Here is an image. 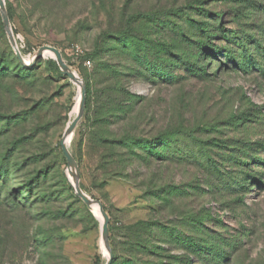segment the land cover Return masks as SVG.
<instances>
[{"label": "rangeland", "instance_id": "374dc122", "mask_svg": "<svg viewBox=\"0 0 264 264\" xmlns=\"http://www.w3.org/2000/svg\"><path fill=\"white\" fill-rule=\"evenodd\" d=\"M4 2L6 11L12 9L9 21L24 63L0 16V264H107L109 259V264L137 259L147 264H212L200 252L187 250L185 240L202 245L225 241L228 244L216 242L224 251L221 264H264V0ZM175 11L178 17L171 15ZM146 13H162L167 20H144L140 14ZM130 16L131 35L148 54L144 66L111 38L125 30ZM169 21L182 29L183 37L165 31ZM220 25L226 35L243 39L244 47L220 36ZM151 44L167 46L171 54H159L153 65V53L146 50ZM96 45L99 51L94 52ZM42 46L58 49L84 85L82 117L67 147L77 164L81 190L99 201L109 218L108 251L101 240L102 222L79 198L80 203L71 198L63 183L65 178L71 186L59 142L78 113L80 91L59 68L60 77L48 73L51 55L33 62ZM223 46L235 64L226 59ZM179 58L205 69L203 77L183 68ZM240 63L246 71L234 66ZM170 64L175 66L168 71L164 65ZM22 67L29 68L28 74L20 72ZM166 71L175 84H166ZM112 86L123 89L124 99L138 102L130 119L140 134L155 137L183 127L196 130L193 138L171 134L175 152L169 157H176L170 161L151 158L149 164L138 161L124 168L109 157V164H102L96 119L104 114L106 97L101 92ZM123 125L108 129L119 133ZM197 141L217 153L218 163L247 143L255 150L238 159L248 163L242 168L261 183L247 181V189L239 193L219 189L201 165L205 162ZM228 167L232 173L239 171L238 166ZM38 172H49L41 190H22ZM41 191L45 200L39 198ZM59 211L65 217L58 216ZM141 223L150 230L139 232ZM40 233L54 237L40 243ZM136 237L148 244L147 253L133 245Z\"/></svg>", "mask_w": 264, "mask_h": 264}, {"label": "trees", "instance_id": "16d2710c", "mask_svg": "<svg viewBox=\"0 0 264 264\" xmlns=\"http://www.w3.org/2000/svg\"><path fill=\"white\" fill-rule=\"evenodd\" d=\"M199 4L202 3V1H198ZM7 12L9 15V19L13 18L12 14V9L7 8ZM172 16L178 17L179 16V11L172 12ZM164 16V17H163ZM140 17L143 18L144 20H159L164 18L167 20V16L163 15L162 13H146V14H140ZM166 17V18H165ZM220 18V17H217ZM20 22L22 26H24V21L20 17ZM133 22V17L130 16L127 18L126 21V28L124 31L115 33L111 38L116 41V43H119L123 45L126 49L125 55L129 57L133 62L136 64H139L141 66H144L145 64H148L149 58L148 54L144 53L145 49H142L140 47V43L138 41L134 40V37L131 35V23ZM168 25L165 28V31L168 33H171L174 35V37H183L182 29H180L174 21H169L167 23ZM194 26V25H193ZM194 28H196L194 26ZM201 29V28H200ZM220 30V36L224 37L226 41H231L233 42L234 46H237L239 48L244 47V40L240 39L236 35H226L223 29V25H220L219 28ZM197 46V50H201V44L194 43ZM224 47V54L226 56L227 60L231 61V64H235L233 59L230 58V51L228 49V46H223ZM146 50L152 51V63L153 65L158 63V57L159 54H171L170 49L167 46L160 47L158 49L157 45L151 44L149 47L146 48ZM99 51V46L96 45L94 48V52ZM213 53V52H212ZM245 53V51H244ZM147 55V56H146ZM178 62H180V65L183 66V68H186L191 74H194L195 77L197 78H202L203 75L205 74V69L197 67L195 64H189L186 59L179 58ZM152 63H149L152 64ZM228 64H226L227 67ZM165 66V67H164ZM163 67L166 68L168 71L171 70L170 66H175L174 64L170 65H164ZM236 67H239L243 71H246L248 67H243V65L236 64L234 65ZM257 66V65H254ZM1 68V66H0ZM28 71L29 68L22 67L20 72L23 74H28L26 72ZM46 70L48 73H54L58 77L61 76L57 64L53 60H48L46 62ZM164 77L166 84H175L177 81L175 79H171V75L169 72L164 73ZM86 95H87V100L85 103V108L89 109L90 106V90L89 87L86 88ZM103 96L106 97L105 104L103 106L104 108V114L103 116L96 121L100 122L99 123V130L97 132V137L100 143V148L104 150V153L100 154V159L102 161V164H109L108 158L111 157L112 159H118V164H122L124 168H131L134 164L139 163V162H145L146 164H149L150 159L152 158H161L164 161H170L173 160L174 157H176L175 154H173L175 151H172V147L170 148V144L172 143V137L170 136L171 134H176L177 132H180V134H184L186 136L192 137V133H195V129H190L182 131V129H175L173 131H164L161 132L159 135L155 137H150L148 135H142L138 132V126L134 124V121L130 119V116L135 112V108L138 104V102L134 99H124V91L121 87L119 86H112L110 89H105L103 92H101ZM120 122L124 123L122 128L119 130V133H112L108 127L110 125H115L119 124ZM181 130V131H180ZM198 131V130H197ZM193 138V137H192ZM194 140V139H192ZM196 140V139H195ZM247 144V143H246ZM243 143V146L239 149H237V152H234V155L227 156L224 162L218 163V161L215 160V157L217 156V153H213V151H210V149L207 147V143L204 141H197V147L199 148V152L202 157V161L205 163H202L201 165L204 166L205 170L208 172L210 176H212L218 184L219 189H223L225 191H230V192H235L239 193L240 190H245L247 189V181H252L255 184H260L261 181L257 180L252 174H249L245 169L242 167H249L247 162L240 161L238 157L240 155L243 156H250L248 152H252L255 149L249 145H246ZM164 147V149H162ZM169 148L168 152L166 150ZM106 151V152H105ZM173 152L172 156L169 157V152ZM181 154L177 153V155ZM192 158V157H191ZM194 158V157H193ZM139 161V162H138ZM204 164V165H203ZM233 165V166H238L239 171L232 173L228 165ZM243 169L244 171H241ZM49 172H38L36 176L34 177H29L26 182L21 186L22 190L26 191L27 193H30L34 191L35 189H40L43 184L46 183V179L48 177ZM5 173H2V176H4ZM237 174H240V178L236 179ZM5 180V179H4ZM3 180V181H4ZM63 183L66 186V189L70 192L71 198H74L77 203H80L81 201L74 196L73 189L72 187L68 184L65 178H63ZM217 189V190H219ZM58 194L59 196L63 194L62 188L58 189ZM46 193L44 191L40 193L39 198L42 200H45ZM29 201L30 199L27 198ZM238 202L240 204L243 203L242 198H236L235 202ZM19 205H21L19 203ZM22 206V205H21ZM85 211H87L85 208H83ZM58 216H63L65 217V214L63 212H58ZM201 224V223H200ZM139 232H144L150 230V226L147 223H141L138 225ZM54 237L52 233H40L39 234V242L40 243H45L48 241H51V239ZM137 238V237H136ZM142 240V239H140ZM214 243H211L210 245H205V244H198L194 241L191 240H185L182 241V244L187 250H191V252H200V254L204 255L202 258L205 261L212 262V264H221L224 260V251L222 249H217L216 247V242H221L223 244H228L225 241H212ZM133 245L136 246L137 250L139 253H147L149 251V246L148 244L144 243V241H139V238H137L134 242ZM231 246H235L234 244ZM234 248V247H233ZM199 254V253H198ZM199 254V255H200ZM207 256V257H205ZM125 264H147L146 262H142L141 260H130ZM162 264V263H161ZM189 264V263H187Z\"/></svg>", "mask_w": 264, "mask_h": 264}, {"label": "water", "instance_id": "95a60500", "mask_svg": "<svg viewBox=\"0 0 264 264\" xmlns=\"http://www.w3.org/2000/svg\"><path fill=\"white\" fill-rule=\"evenodd\" d=\"M0 16H1L2 24H3L4 30L7 34L8 40H9L11 46L13 47V49L15 50V54H16L17 58L22 63H24L22 56H21V54H20V52L16 46V42H15V39L13 36V32H12L11 24H10L9 17H8V14L6 11L4 0H0ZM44 51H49V52L53 53L54 57L51 59H53L56 62L57 66H58V68H59V70L63 76H66L69 80H71L75 84L78 83L80 85V103H79L78 113H77L75 119L70 123V125H68L66 127V130L63 134V137L61 138V140L59 142V145H60L62 153L66 159L68 173L70 176L74 177L73 183L71 181H69L71 184V187L73 189L74 196L79 198L85 204V206L89 209L90 212H91V206L94 204H96L100 210V213L103 217V223L100 225L101 240L104 243V248L106 249V251H108L109 250V243H108V222H109V218H108L106 212L104 211L102 204L99 201L90 198L81 190V188L79 186L80 177H79V174L77 172L76 161H75L74 157L72 156V154L70 153L68 147L65 144L67 135L69 133H74V130L77 126V123L82 117L83 108H84V85H83L82 80L79 77V75H75L74 72H72L70 66L68 64H66L65 61L63 60V58L60 54V51L54 47L42 46V47L38 48L37 51L35 52V54L33 55V62L41 59L43 57ZM109 262H110V259L107 262V264H109Z\"/></svg>", "mask_w": 264, "mask_h": 264}, {"label": "bare ground", "instance_id": "6f19581e", "mask_svg": "<svg viewBox=\"0 0 264 264\" xmlns=\"http://www.w3.org/2000/svg\"><path fill=\"white\" fill-rule=\"evenodd\" d=\"M43 55H51L52 57H54L53 53H51V52H49V51H44V52H43ZM72 72H73V71H72ZM74 74H75V72H74ZM75 75H76V74H75ZM77 86H78V89H79V91H80V85H79L78 83H77ZM79 103H80V99H79V97H78V101H77V104H76V107H75V113H77L78 110H79ZM72 135H73V133H69V134L67 135V137H66V142H65L66 146L70 143V141H71V139H72ZM69 179H70V181H71L72 183L74 182V177H73V176H70V175H69ZM91 210H92V212L95 214V216L98 217V218L100 219V221L103 223V217H102V215H101V213H100V210H99L98 206H97L96 204L92 205V206H91ZM102 223H101V224H102ZM102 244H103V246H104L103 241H102Z\"/></svg>", "mask_w": 264, "mask_h": 264}]
</instances>
